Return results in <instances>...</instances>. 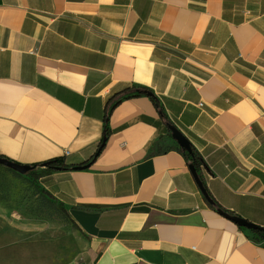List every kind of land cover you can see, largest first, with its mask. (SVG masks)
Wrapping results in <instances>:
<instances>
[{"label": "crops", "instance_id": "crops-1", "mask_svg": "<svg viewBox=\"0 0 264 264\" xmlns=\"http://www.w3.org/2000/svg\"><path fill=\"white\" fill-rule=\"evenodd\" d=\"M135 86L204 160L215 206L153 102L126 100L89 168L38 181L71 228L1 225L0 264H264L218 213L264 228V0H0V157L80 166Z\"/></svg>", "mask_w": 264, "mask_h": 264}, {"label": "rangeland", "instance_id": "rangeland-1", "mask_svg": "<svg viewBox=\"0 0 264 264\" xmlns=\"http://www.w3.org/2000/svg\"><path fill=\"white\" fill-rule=\"evenodd\" d=\"M7 211V217L4 216ZM0 227L6 223L20 224L17 235L31 238L35 233L55 235L71 228L65 211L49 198L42 186L29 175H15L0 166ZM37 225H46L44 228ZM44 232H38L39 229ZM1 229V228H0ZM8 229V228H7ZM5 230V229H4ZM41 231V230H39ZM6 233L15 236L9 229ZM67 233V232H66ZM65 233V234H66Z\"/></svg>", "mask_w": 264, "mask_h": 264}, {"label": "trees", "instance_id": "trees-1", "mask_svg": "<svg viewBox=\"0 0 264 264\" xmlns=\"http://www.w3.org/2000/svg\"><path fill=\"white\" fill-rule=\"evenodd\" d=\"M140 97L149 98L153 102L155 107L157 108V110H158L162 120L165 122V124L170 122L168 117H167V114H166V112L164 110V107H163L161 101L158 99V97L150 89L145 88V87H139V86L127 88V89H125V90H123L121 92L114 93L106 101L105 109H104V120H105V123H106L105 124V132H104L103 140L100 143L98 149L100 147H102V148L104 147V145L106 143V140L108 139V137L110 135V129H109L108 122H109L110 117H111L112 113L114 112V110L122 102H124L126 100L135 99V98H140ZM179 150L183 154V156L185 157L187 163L190 166H193L195 168V170L197 171V173L200 176L201 180L203 181L202 176H201L202 175L201 170H202V167H205V162L200 157V155L196 151V149L192 146L191 154H188V153L182 151L181 149H179ZM94 156L89 161L82 163L80 166L88 165L89 163H91L94 160ZM48 163H51L50 167H46V168H43V169L37 168L36 170L31 171V172H29L26 175L32 176L33 179L38 182L41 177H43L46 174L47 175L50 174L51 172H53L55 170V168H61L62 170H72V169L74 170L76 167H79V166L75 167L74 165L66 164L64 159L52 160V161H49ZM5 169L7 171L15 174V175H18V176L20 175V174L14 172V171H12V170H10L8 168H5ZM205 188H206V186H205ZM206 190H207V188H206ZM207 192H208L209 196L211 197V195H210L208 190H207ZM47 195L49 196V198L51 200L56 202L49 194H47ZM57 204L65 211L68 220L72 224V222H71V220L69 218V215H68V210L65 209L62 204H59V203H57ZM257 227H258L257 230L250 231V233L252 234V236L254 237L255 240H257L258 242L263 243V245H264V228H261L259 226H257Z\"/></svg>", "mask_w": 264, "mask_h": 264}, {"label": "water", "instance_id": "water-1", "mask_svg": "<svg viewBox=\"0 0 264 264\" xmlns=\"http://www.w3.org/2000/svg\"><path fill=\"white\" fill-rule=\"evenodd\" d=\"M166 127H167L168 131L170 132L172 139L179 145V147L184 152L191 154L192 145L189 142V140L181 133V131H179V129H177V127H175L171 122L167 123ZM101 150H102V147H100L98 149L97 153L94 156V160L99 155ZM91 163H89L88 165H84V166L82 165V166L76 167L75 169H77V170L87 169L91 166ZM0 166L8 168V169L20 174V175H26L29 172L34 171L38 168L37 166L20 165L18 163L12 162V161L5 159V158H2V157H0ZM50 166H51V163H45V164L41 165V168H46V167H50ZM55 170L58 171V170H62V169L61 168H55ZM190 171H191L192 175L194 176L197 185L199 186L201 192L205 196L208 203L212 206H215V202L209 196V194L205 188L204 182L201 180L200 176L198 175L197 171L195 170V168L193 166H190ZM218 213L221 216L225 217L226 219L234 222L240 228L246 229L248 231H255L258 229L257 225L250 223L241 217L231 215L230 213H227L223 209H219Z\"/></svg>", "mask_w": 264, "mask_h": 264}, {"label": "built area", "instance_id": "built-area-1", "mask_svg": "<svg viewBox=\"0 0 264 264\" xmlns=\"http://www.w3.org/2000/svg\"><path fill=\"white\" fill-rule=\"evenodd\" d=\"M202 106V105H201ZM69 153H67V155H68Z\"/></svg>", "mask_w": 264, "mask_h": 264}]
</instances>
